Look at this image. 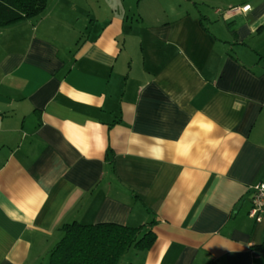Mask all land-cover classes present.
Instances as JSON below:
<instances>
[{
	"label": "crops",
	"instance_id": "crops-1",
	"mask_svg": "<svg viewBox=\"0 0 264 264\" xmlns=\"http://www.w3.org/2000/svg\"><path fill=\"white\" fill-rule=\"evenodd\" d=\"M260 182L264 0H48L0 28V264H48L73 222L154 233L119 264H264Z\"/></svg>",
	"mask_w": 264,
	"mask_h": 264
},
{
	"label": "trees",
	"instance_id": "trees-1",
	"mask_svg": "<svg viewBox=\"0 0 264 264\" xmlns=\"http://www.w3.org/2000/svg\"><path fill=\"white\" fill-rule=\"evenodd\" d=\"M47 1L0 0V28L40 16ZM61 231L63 236L52 250L48 264H119L130 249L147 251L155 242L154 233L144 232V227L83 226L73 222Z\"/></svg>",
	"mask_w": 264,
	"mask_h": 264
},
{
	"label": "built area",
	"instance_id": "built-area-1",
	"mask_svg": "<svg viewBox=\"0 0 264 264\" xmlns=\"http://www.w3.org/2000/svg\"><path fill=\"white\" fill-rule=\"evenodd\" d=\"M250 9L246 6L242 9L247 12ZM264 214V182H260L252 187L251 206L248 212V217L255 223H261Z\"/></svg>",
	"mask_w": 264,
	"mask_h": 264
}]
</instances>
